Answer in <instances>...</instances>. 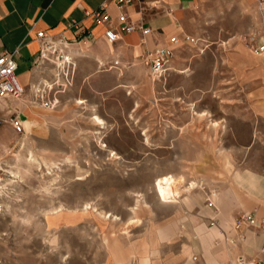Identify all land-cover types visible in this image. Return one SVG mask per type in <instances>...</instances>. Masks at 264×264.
<instances>
[{
  "label": "rangeland",
  "instance_id": "obj_1",
  "mask_svg": "<svg viewBox=\"0 0 264 264\" xmlns=\"http://www.w3.org/2000/svg\"><path fill=\"white\" fill-rule=\"evenodd\" d=\"M245 32L197 34L206 42L180 46L161 77L144 60L106 64L85 81L74 67L57 106L38 107L21 132L2 125L1 259L176 264L198 240L194 214L204 199L264 157L255 133L264 63ZM171 178L176 192L164 186Z\"/></svg>",
  "mask_w": 264,
  "mask_h": 264
},
{
  "label": "crops",
  "instance_id": "obj_2",
  "mask_svg": "<svg viewBox=\"0 0 264 264\" xmlns=\"http://www.w3.org/2000/svg\"><path fill=\"white\" fill-rule=\"evenodd\" d=\"M104 1L107 11L115 19L117 9L112 0H0V55L17 49L15 75L22 87L21 96L0 100V118L17 115L24 129V122L34 119L38 113L36 109L40 107L32 103L33 85L54 79V68L50 63L36 62L37 31L43 30L54 38L64 37L65 52L74 62L75 69L83 72L79 79L85 81L106 64H109L108 69H118L143 61L146 51L167 45L171 36L190 35L200 43L206 42L204 37L197 35L200 33L253 31L264 23V11L258 0H135L125 7V12L143 28L148 27L150 32L142 36L136 30L109 42L104 26L93 24L83 15L86 9L97 8ZM71 19L79 22L78 28L66 27ZM184 44L175 46L174 54ZM261 56L264 63V54ZM259 102L260 118H257L255 133H259L260 140L264 141V94ZM6 134L7 130L1 128V141ZM261 156L258 155L254 164L240 169L237 183L219 190L213 201L210 196L204 199L208 203L194 214L197 221L193 225L197 226L198 240L189 247L185 244L187 249L183 248L178 254L176 264H248L252 260L264 263V228L234 225L236 217L244 212L253 213L258 221L264 220V163ZM195 201L196 198H190L187 205L191 206ZM170 231L171 228L160 229V238L168 237ZM192 256L196 262L192 261ZM146 263L143 259V264Z\"/></svg>",
  "mask_w": 264,
  "mask_h": 264
},
{
  "label": "built area",
  "instance_id": "obj_3",
  "mask_svg": "<svg viewBox=\"0 0 264 264\" xmlns=\"http://www.w3.org/2000/svg\"><path fill=\"white\" fill-rule=\"evenodd\" d=\"M117 9L116 17H113L107 11V2H101L97 8L86 9L83 12L85 17H89L93 24L103 25L105 28V36L109 42L115 41L120 35L139 31L142 36L147 35L150 29L143 28L139 21L131 20L125 12V7L131 5L135 0H112ZM142 2L143 0H138ZM261 8L264 11V0H258ZM258 31L245 32L242 35V40L245 42L248 49L255 55L264 54V23ZM66 27L68 29L78 28L79 22L71 19ZM36 38L39 41V50L37 53L36 62H48L54 68L53 80L49 83H36L32 89V103L38 104L42 108L52 109L58 104V87L67 86L71 82V73L74 69V62L65 52L64 37L54 38L48 35L43 30L36 32ZM197 42V38L190 35L171 36L168 39V44L154 47L144 53L142 59L148 64L150 73L156 77H161L168 70L172 57L174 55V47L187 44L193 45ZM17 49L4 51L0 55V100H5L7 97H19L22 94V87L19 85L15 70L17 64L14 60V54ZM2 125H10L15 132H21L23 125L17 115L9 116L8 118H0V127ZM264 163V157H263ZM3 179L0 177V182ZM2 205L0 204V214L2 213ZM212 225V223H210ZM236 227H256L264 228V220L258 221L253 213H240L234 222ZM1 236V233H0ZM0 264H7L0 257ZM248 264H264L259 260H252Z\"/></svg>",
  "mask_w": 264,
  "mask_h": 264
},
{
  "label": "bare ground",
  "instance_id": "obj_4",
  "mask_svg": "<svg viewBox=\"0 0 264 264\" xmlns=\"http://www.w3.org/2000/svg\"><path fill=\"white\" fill-rule=\"evenodd\" d=\"M94 122L96 123V125H103V121L98 116L94 118ZM178 185H179V180L174 178L166 180L164 184V186L167 187L170 190V192L178 191Z\"/></svg>",
  "mask_w": 264,
  "mask_h": 264
}]
</instances>
